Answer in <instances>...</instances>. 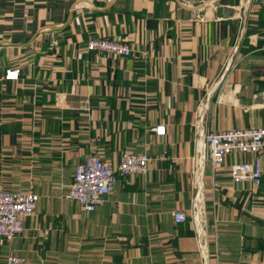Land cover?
Here are the masks:
<instances>
[{"label":"crops","instance_id":"crops-1","mask_svg":"<svg viewBox=\"0 0 264 264\" xmlns=\"http://www.w3.org/2000/svg\"><path fill=\"white\" fill-rule=\"evenodd\" d=\"M116 37L131 56L87 50ZM247 127H264L257 0H0V191L40 196L0 264H264V179L234 183L236 158L213 169L196 137ZM128 152L148 170L95 212L67 197L86 158Z\"/></svg>","mask_w":264,"mask_h":264},{"label":"built area","instance_id":"built-area-1","mask_svg":"<svg viewBox=\"0 0 264 264\" xmlns=\"http://www.w3.org/2000/svg\"><path fill=\"white\" fill-rule=\"evenodd\" d=\"M89 52H97L114 57L126 58L133 54V48L120 38L91 39L86 45ZM20 71L7 68L5 79L17 81ZM158 134L165 132L164 127L158 128ZM197 139L205 147L204 162L210 161L213 169L223 168L227 159L236 158L229 166V173L234 183H251L254 187L263 185L264 170L258 158L248 161L237 159L247 156L257 157L264 152V127H247L230 129L229 131H215L213 133H200ZM149 156L137 153H124L118 166L103 160L100 156H90L79 164L73 184L70 187L68 198L82 206L87 212H95L103 205L117 185L118 176L144 175L149 168ZM40 196L34 192L17 193L0 191V239L12 241L24 232L25 220L35 215L39 205ZM195 226L200 218L199 208L193 206ZM174 220L177 224L188 222L184 212H175ZM22 257L8 258L7 264H25Z\"/></svg>","mask_w":264,"mask_h":264},{"label":"water","instance_id":"water-1","mask_svg":"<svg viewBox=\"0 0 264 264\" xmlns=\"http://www.w3.org/2000/svg\"><path fill=\"white\" fill-rule=\"evenodd\" d=\"M257 3L260 5V4H262V5H264V0H257Z\"/></svg>","mask_w":264,"mask_h":264}]
</instances>
